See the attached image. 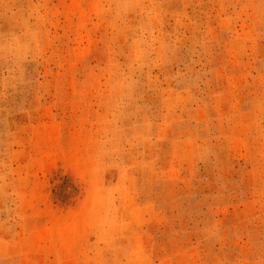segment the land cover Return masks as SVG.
Returning <instances> with one entry per match:
<instances>
[{
    "label": "rangeland",
    "instance_id": "obj_1",
    "mask_svg": "<svg viewBox=\"0 0 264 264\" xmlns=\"http://www.w3.org/2000/svg\"><path fill=\"white\" fill-rule=\"evenodd\" d=\"M0 264H264V0H0Z\"/></svg>",
    "mask_w": 264,
    "mask_h": 264
}]
</instances>
